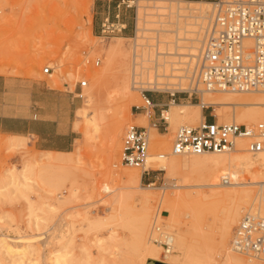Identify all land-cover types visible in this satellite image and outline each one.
I'll return each instance as SVG.
<instances>
[{"label": "rangeland", "instance_id": "1", "mask_svg": "<svg viewBox=\"0 0 264 264\" xmlns=\"http://www.w3.org/2000/svg\"><path fill=\"white\" fill-rule=\"evenodd\" d=\"M79 1L90 2L91 7L80 6L76 0H0V74L17 80V87L13 89L14 100L19 105L26 104L30 98L28 84L40 82L44 88L43 93L38 96L46 104L42 108L52 107L49 103L54 101L56 95L60 116L64 117L69 114V127L73 129L70 137L72 144H68L70 140L65 144H59L66 148L63 153L40 150L35 146V139L31 136L0 133V185H6L0 197V215L4 213L7 217L5 221H0L1 235L7 236L8 241L17 246L25 241L29 242L34 248L33 256L38 259L34 264H49L46 259L48 253L50 250L60 248L64 240L67 242L72 240L69 246L71 249L69 264H86L88 259L93 264H99L96 260L100 258L106 259L102 264H114L116 259L120 264H129L130 258L133 257L130 247L116 258V252L114 254L112 252L116 250L113 245L116 243V236L121 241L132 239V230L127 224L141 209L142 193L150 191H152L151 194L155 193L151 196L152 204L150 203L148 211L147 235H150L154 218L158 215L162 229L176 236V222L168 216L169 212L161 207V200L164 196L174 195L173 192L175 193L176 189L179 191L177 187H180L184 191L201 190L207 194L216 193L213 200L210 197L200 203L199 207L204 211L182 209L178 214L181 226L186 228L185 226L189 224L187 225L191 233L189 242L192 246L194 245L193 260L190 264H230L225 260L226 255L228 253L238 254L233 251L231 245L234 229L243 215L249 211L247 207L241 210L238 221L231 227L225 228L224 211L235 201V196L227 191L233 188L242 189L248 185H215L213 165L210 162H192L194 155H170L181 162L175 173L168 172L166 169H156L151 174L153 176L151 180L155 181V188H133L126 175L121 174L122 169L134 168L140 173L142 170L129 165H121L118 158L121 157L125 128L131 122V118H134L133 113L136 112L135 104L131 106L130 111H122L120 117L124 125L120 131V137L116 139L113 146L109 141L108 133L111 120H113L112 115L116 111V102L109 103L105 97L106 91L114 88L113 78L119 69L116 67L119 61L116 55H110L107 52L122 34L114 33L106 36L101 31L98 32V29L95 30V0ZM185 1L173 3V6L178 4L184 8L182 12L187 13L186 9L189 7ZM143 3L150 6L170 4L165 0ZM157 11L160 12L153 7L146 8L148 14L144 16L145 21L154 22L144 21L143 26L151 30H139L136 38L132 35L129 39H122L121 42L126 48V54L121 58L122 66L127 62L131 68V53L135 40L141 45H147L154 43L156 37L165 39V36L171 34L166 31V28H169V23L173 25L174 16L169 14L170 10L164 11L165 13L161 15L157 14ZM128 13L134 18L137 17V6L130 8ZM151 13L156 14L151 15ZM138 49L141 50L142 46ZM144 50L148 51L149 48L144 47ZM184 51L188 52V50ZM88 58L90 63L85 62ZM96 59H100L98 65L93 63ZM45 67H51L53 75L44 72ZM96 71L107 72L108 82L101 89L98 82L94 80ZM82 78L88 80V86L83 89V92L86 89L93 91L90 104L85 102L83 96L78 95L81 92L78 81ZM130 79L132 85V75ZM39 92L37 91L36 95L40 94ZM238 94L243 98L252 96L250 92H239ZM165 95L168 96L167 93ZM64 97L69 103L64 100ZM153 99L160 101L163 97L153 95ZM180 101L199 104L198 99L191 101L181 99ZM142 103L143 99L140 98L139 103L136 104ZM82 109L88 110L90 116L97 112L102 115V117L99 116V119L101 118L99 120L100 130L96 133L94 140L86 138V126L83 118L79 116V110ZM203 110L223 120L233 116V111L227 110V107L222 105H213L209 110L204 108ZM152 131H158V135L154 137L156 141L171 139L172 146L175 130L173 133L170 125L168 130L155 129ZM150 146V152L153 155L162 153L159 146L156 143L153 144V134ZM51 161L55 165L51 166ZM157 161L158 164L161 163L160 159ZM25 171L31 177L29 187L22 185L15 188L13 184L8 183L10 181L8 176L21 179V174ZM250 173L254 174V170L249 174L241 171L240 178L247 181L250 179ZM187 181L195 186L174 185L186 184ZM141 184L148 186V180L144 177ZM254 186L257 189L260 187L259 184ZM105 187L108 192L104 189ZM74 189H76V195L66 201L70 191ZM45 202L55 204L56 209L41 211L40 208ZM32 213L44 216L46 219L36 226ZM113 213H118L121 218L112 222L107 220H103V223L97 222ZM112 230H114L113 239L109 238ZM98 237L106 241L105 245L109 247L107 250H97L98 245L95 242ZM158 248L160 258L164 259L163 247ZM17 250L20 251L21 247H17ZM12 254L2 248L0 261L4 259L8 263ZM87 255L90 257L88 258ZM240 256L245 260H250L247 255ZM85 257L88 259L86 260ZM253 259L251 261L264 264L263 260ZM24 261V264H29L26 258ZM157 261L167 263L161 259Z\"/></svg>", "mask_w": 264, "mask_h": 264}, {"label": "bare ground", "instance_id": "2", "mask_svg": "<svg viewBox=\"0 0 264 264\" xmlns=\"http://www.w3.org/2000/svg\"><path fill=\"white\" fill-rule=\"evenodd\" d=\"M150 2V1H161V0H129L130 4H135L137 6V17H136V25H137V35L139 30H151V28L146 29L144 27V16L148 14L146 12V8L153 7L160 12H156L157 14L161 15L165 13L164 11L170 10L169 14L174 16V23L173 27L169 23V28H166V31L169 33H173V36L168 35L165 36V39H160V46H158L160 51L164 52L163 58V68L160 69L159 73H154L152 68L145 67V70H142L140 74V79L136 80V76L133 70V63H132V54L131 53V68L127 62H125L124 66H122V57L126 54V48L124 44H122V39H129L124 35H121L117 38L115 45L111 46L108 50V54L116 55V59L119 60L116 67L119 68L117 70L116 76L113 78L114 88L111 90H107L105 93V97L107 102H116V111L114 115H112L113 120L110 126V132L108 133L109 141L114 146V142L118 137H120V131L124 125L122 118L120 117L122 111L128 110L132 105L139 103L140 98L142 99L141 89L142 88H162V84L164 83H177L181 89L187 87V81L184 79V71L181 65L187 60L186 56L191 57V55H196L200 53L203 43L206 36V30L210 22L213 20L214 10L216 9V1H209V0H186L185 2L188 3V12L183 13L184 8L180 5L173 6V3H178L182 0H165L170 2L169 5L164 6H150L143 2ZM77 4L80 6H84L89 8L91 5L90 2H81L76 0ZM91 7V6H90ZM162 11V12H161ZM156 13H151L154 15ZM176 19V20H175ZM192 20V21H191ZM145 22H154V21H145ZM171 22V21H170ZM172 27V28H171ZM146 31V32H147ZM204 33V35H203ZM142 36H145L142 34ZM162 45V46H161ZM187 48V49H185ZM188 50V52L184 51ZM130 55V53H129ZM143 59L149 60V55H153L152 53H147L143 50ZM171 57V59H168ZM130 61V59H129ZM147 66V65H146ZM182 71V72H181ZM53 71H50L49 74L53 75ZM107 72L103 71H96L94 76V80L98 82L100 89L106 86L108 82L107 79ZM131 75H132V85H131ZM182 75V76H181ZM180 76V77H178ZM179 78V79H178ZM143 82L145 85L140 87L136 85V82ZM141 81V82H140ZM86 88V87H85ZM84 89V88H83ZM136 89V90H135ZM83 92V91H82ZM239 92H229V91H206L201 90L200 97L201 101L199 104H194L189 101H175L171 99L169 103V108L164 109V114L170 122V128L176 130L181 125H194L198 123L200 120L204 119L205 113L203 110V106H213V105H222L227 107V110L230 109L233 111V116L227 117L223 120V118L218 117L217 121L219 123L223 122H238L244 124H253L258 121H264V90L262 91H253L252 96L250 97H241L238 94ZM261 95H260V94ZM78 95L83 96L85 98V102L90 104L93 98V91L92 89H86L83 93H79ZM115 110V109H114ZM79 116L83 118L84 124L86 126V138L90 140L96 138V133L100 130V122L99 116L101 115L99 112L95 113L94 115H89L88 110L82 109L79 110ZM134 115V113H133ZM102 117V115H101ZM134 123H139L145 125L149 130V137H150V145H151V136L153 134V144H157L159 149L162 150L164 154L163 158H158L157 155H153L151 153V157L149 159V166L155 169H166L168 172L175 173V171L180 167V160L178 158H172L170 155L176 156H185L186 154H172L171 150V139L167 140H158L156 141L154 137L158 134L152 130H155L151 125L148 123V120L144 116H135L130 120ZM127 127V126H126ZM108 128V127H107ZM172 132V131H171ZM170 132V133H171ZM172 133V134H173ZM21 136V135H16ZM107 138V137H106ZM107 140V139H106ZM13 141V140H12ZM122 146V145H121ZM246 143L243 140L238 141L237 148L234 150H230L227 152L222 153H204V154H189L194 155L192 156V162L196 163H203V162H210L213 165V177H214V184L215 185H245L248 187L242 189H231L227 191L229 194H233L235 196V201L224 211V227L228 228L231 227L233 223L238 221L239 215L241 210L244 208H248V213L259 214L264 216V204L262 201L263 192H264V151L259 152L257 154H253L250 152L245 151ZM151 148V146H150ZM63 153L64 151H58ZM167 153V154H166ZM156 158V160H155ZM161 160V163L158 164L157 160ZM155 160V161H152ZM117 161V160H116ZM118 162L122 164L121 157L118 158ZM159 165H157V164ZM55 165L53 161H51V166ZM119 165V164H118ZM254 170V174L249 175L250 179L247 181L242 180L241 171H246L249 174ZM126 175L127 180L129 183L132 184L133 188L135 189H153L155 188L154 180L148 182V186H143L141 182L142 179V171L141 173L134 168H125L122 169L121 174ZM22 178L18 179V177L8 176L10 181L8 183L13 184L15 188L19 186H28L30 185L31 177L25 172L22 174ZM224 175H230L231 182L229 183H222L221 179ZM60 177V176H59ZM245 179V177H244ZM246 180V179H245ZM189 182V181H187ZM186 184H174L175 186H195V184H191L190 182ZM57 183V182H56ZM259 184L260 187L257 189L253 185ZM55 187L56 185L53 184ZM6 185H0V197L4 193V188ZM176 189L174 195H168L162 197L161 200V207L168 211V216L176 222V236L173 233L170 234L172 238V243L174 244L173 250L169 252H165V258L162 259L159 256V246L160 244L154 242L152 237L148 234V227H149V214L148 211L150 209V203L152 204L151 196L155 195L151 194L150 192H144L141 195L142 198V206L140 211H137L133 216V220L128 223L130 230H132V239L129 240H118L116 236V243H114V247L116 250H113V254L116 252V258L122 255L123 252L126 251L128 247H130L132 251V258H130L129 264H146L149 263L150 259H161L164 262L169 264H190L192 257H193V246L189 242L191 237V233L189 230V224H185L186 228L181 226L179 221L178 214L182 209H187L189 211H204L202 208L199 207L200 203L205 200L211 199L216 197V193H204L201 190H193V191H184L183 188L180 187ZM106 191L108 190L107 187L104 188ZM182 190V191H180ZM175 191V190H174ZM108 192V191H107ZM110 192V191H109ZM172 192H170L172 194ZM76 195V189L70 191V194L66 198V201L70 197H74ZM210 199V200H211ZM141 200V199H140ZM251 202V203H249ZM160 205V204H159ZM37 209V208H36ZM56 209L55 204H47L44 203V206L40 208L41 211H54ZM184 210V211H187ZM32 211H36L32 209ZM179 211V212H178ZM33 214V213H32ZM31 214V216H32ZM223 214V212H222ZM40 216V217H39ZM182 217V216H181ZM34 224L39 226L46 218L41 215L33 214ZM121 217L118 213H113L109 217L97 220V222L103 223V220L107 221H114L119 220ZM7 219L6 215L2 213L0 215V221H5ZM30 221V219H29ZM171 224V223H170ZM3 226V225H2ZM1 226V227H2ZM172 226V225H171ZM151 233V232H150ZM0 233V251L2 248L7 250V252H12V258L9 259L7 263L6 260H1L0 264H24V260H28L29 264H34L38 259L33 256L34 248L31 246L29 242H24L22 245H15L8 241V238L5 235H1ZM190 235V236H189ZM109 238H114V230H112ZM193 239V238H192ZM205 239V238H204ZM191 240V239H190ZM194 240V239H193ZM207 240V238H206ZM207 242V241H205ZM96 245H98L97 250L104 251L107 250L109 247L105 245L106 241L102 239V237H98L96 239ZM94 243V244H95ZM72 244V240L70 242L65 241L62 242V245L57 250H50L46 259L49 264H69V258L71 255V249H69L70 245ZM212 244V243H210ZM92 245V243H91ZM191 245V246H190ZM213 245L214 242H213ZM208 246V245H207ZM17 247H21V250L18 251ZM95 247V246H94ZM206 247V246H205ZM175 248V249H174ZM195 248V247H194ZM209 248V246H208ZM234 251V250H233ZM120 252V253H119ZM236 252V251H235ZM238 253V252H236ZM88 254V253H87ZM90 254V253H89ZM98 254V253H97ZM239 254V255H238ZM237 255L228 253L226 256V262L232 264H260L251 260H254L253 256H249L250 260L243 259L240 255H244L238 253ZM88 258L90 255H87ZM208 257V256H207ZM86 258V257H85ZM86 258V260L88 259ZM259 259V258H257ZM85 260V261H86ZM105 258H100L96 260L99 264H102L105 261ZM148 260V261H147ZM262 260V259H260ZM256 261V260H255ZM116 264H120L116 259ZM114 262V264H115ZM86 264H93L90 259L86 261Z\"/></svg>", "mask_w": 264, "mask_h": 264}, {"label": "built area", "instance_id": "3", "mask_svg": "<svg viewBox=\"0 0 264 264\" xmlns=\"http://www.w3.org/2000/svg\"><path fill=\"white\" fill-rule=\"evenodd\" d=\"M116 6L118 9L129 10L136 5L130 4L129 0H118ZM214 11L200 53L191 57L186 56L187 60L181 65L180 70L184 71L187 87L181 89L177 83H164L160 89L153 87L141 89L143 103L134 105L136 110L134 115L146 117L154 129L168 130L170 122L164 114V109L169 108L168 102L171 99L175 101L198 99L200 102L201 90L229 92L264 90V0H217ZM116 19V22L109 18L102 22L100 31L103 35L122 34L126 26L119 21V10ZM134 19L133 38H136V17ZM155 39L154 43L147 45H141L136 40L133 43L132 63L134 62L136 80L140 79L139 73H142L145 67L152 68L154 73H159L163 68L165 53L158 48L159 37ZM141 46L142 49L139 50ZM144 47L149 50L145 51ZM143 50L146 55L148 52L153 54L148 56L149 60L143 59L145 57ZM85 62L91 61L88 58ZM93 63L98 65L100 59ZM51 70V67L44 68L46 73ZM136 85L142 87L145 84L137 81ZM78 86L81 94L83 88L88 86V80L80 79ZM153 95H161L163 100H154ZM203 108L209 110L211 106ZM240 140L245 141L247 152L257 154L264 151V121L253 124L234 121L219 123L216 115L210 112L198 123L181 125L175 130L171 152L186 155L222 153L236 149ZM150 157L148 128L139 123H128L123 134L122 162L142 170V179L145 177L150 182L153 177L151 174L156 170L149 166ZM157 157L163 158L164 154H158ZM221 182H231L230 175H224ZM262 201L264 204V192ZM170 234L162 229L159 216L156 215L150 236L155 243L163 247L164 252L173 250L174 244ZM231 245L238 253L264 261V216L245 213L234 229Z\"/></svg>", "mask_w": 264, "mask_h": 264}, {"label": "crops", "instance_id": "4", "mask_svg": "<svg viewBox=\"0 0 264 264\" xmlns=\"http://www.w3.org/2000/svg\"><path fill=\"white\" fill-rule=\"evenodd\" d=\"M118 0H95L94 29L100 32L105 19L116 22V14L120 11L121 23L126 29L122 35L131 37L134 34V17L130 16L128 9H118ZM17 80L0 74V133L8 135L31 136L35 139V146L42 151H63L66 149L59 144L69 142L73 129H70V115L61 117L58 108L57 96L49 109L38 95L43 93L44 85L32 82L29 86V101L19 105L14 100L13 89L17 87ZM40 94L36 95V92ZM52 93V92H51ZM38 97V98H37ZM64 100L69 103L68 99ZM205 115L207 112H205ZM71 141V140H70ZM68 144H72V141Z\"/></svg>", "mask_w": 264, "mask_h": 264}, {"label": "water", "instance_id": "5", "mask_svg": "<svg viewBox=\"0 0 264 264\" xmlns=\"http://www.w3.org/2000/svg\"><path fill=\"white\" fill-rule=\"evenodd\" d=\"M151 263H153V264H167V263H163V262H160V261H157V260H154V259H150L149 260L148 264H151Z\"/></svg>", "mask_w": 264, "mask_h": 264}]
</instances>
